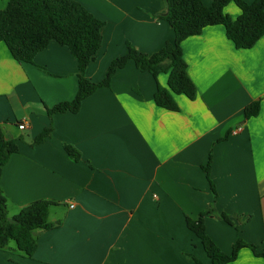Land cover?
I'll list each match as a JSON object with an SVG mask.
<instances>
[{
  "label": "crops",
  "instance_id": "crops-1",
  "mask_svg": "<svg viewBox=\"0 0 264 264\" xmlns=\"http://www.w3.org/2000/svg\"><path fill=\"white\" fill-rule=\"evenodd\" d=\"M9 1L0 0V10ZM74 1L103 22L101 47L85 72L92 82L102 81L128 44L151 55L174 41L170 26L156 18L165 0ZM224 13L235 20L240 9L230 3ZM181 48L197 96L174 95L178 112L154 102L168 75L155 79L130 60L77 114L50 117L47 109L76 95V60L52 42L32 64L18 63L0 42V126L18 143L0 176L8 218L37 200L54 203V227L38 234L33 257L0 249V264H194L190 256L210 264L186 217L197 219L211 204L239 229L204 218L224 254L238 238L264 246V35L237 49L224 27L210 26ZM253 102L259 112L246 119ZM49 127L51 136L33 144ZM65 145L78 151V161ZM209 156L213 188L202 169ZM228 264L264 259L242 248Z\"/></svg>",
  "mask_w": 264,
  "mask_h": 264
},
{
  "label": "trees",
  "instance_id": "trees-1",
  "mask_svg": "<svg viewBox=\"0 0 264 264\" xmlns=\"http://www.w3.org/2000/svg\"><path fill=\"white\" fill-rule=\"evenodd\" d=\"M234 3L240 15L231 19L224 8ZM166 9L156 18L165 21L174 32V41L166 43L158 52L147 55L127 45L125 55L111 61L102 81L95 83L85 76L88 65L95 59L101 47L103 22L93 17L74 0H10L0 10V42L8 48L18 63L32 64L35 56L55 42L65 47L77 62V91L70 102H62L47 109L48 116L80 111L82 102L100 88H109L114 74L132 60L140 72H148L153 78L167 74V87L157 85L155 104L163 109L178 112L174 95H184L194 100L197 90L187 74V64L182 54V42L198 36L210 26H222L226 37L237 49H250L264 35V0L246 3L243 0H212L207 6L202 0H165ZM259 102L245 107L246 119L257 116ZM52 128L44 129L34 140L38 145L51 136ZM66 153L75 161L80 154L71 146H64ZM18 152V143L5 138L0 126V176L2 168L10 157ZM210 161L202 167L213 188L210 178ZM53 202L37 200L21 208L17 215L8 218L7 199L0 189V249L16 252L25 258H32L37 249L38 234L54 227L48 221ZM217 217L234 226L231 216L218 213L211 204L195 220L186 217L187 228L200 240L210 264H228L234 261L242 248H249L255 257L264 259V246L249 245L237 239L230 255L224 254L208 235L204 218ZM14 243L15 247H10ZM194 264H203L193 256Z\"/></svg>",
  "mask_w": 264,
  "mask_h": 264
},
{
  "label": "rangeland",
  "instance_id": "rangeland-1",
  "mask_svg": "<svg viewBox=\"0 0 264 264\" xmlns=\"http://www.w3.org/2000/svg\"><path fill=\"white\" fill-rule=\"evenodd\" d=\"M237 223L239 224V221L237 220ZM236 230L239 231V229L237 228V226H234ZM10 245L14 248L15 247V244L14 243H10Z\"/></svg>",
  "mask_w": 264,
  "mask_h": 264
},
{
  "label": "built area",
  "instance_id": "built-area-1",
  "mask_svg": "<svg viewBox=\"0 0 264 264\" xmlns=\"http://www.w3.org/2000/svg\"><path fill=\"white\" fill-rule=\"evenodd\" d=\"M71 207H73V206H71Z\"/></svg>",
  "mask_w": 264,
  "mask_h": 264
}]
</instances>
